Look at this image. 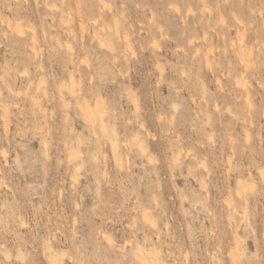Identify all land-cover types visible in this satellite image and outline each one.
Masks as SVG:
<instances>
[{"label":"rangeland","instance_id":"rangeland-1","mask_svg":"<svg viewBox=\"0 0 264 264\" xmlns=\"http://www.w3.org/2000/svg\"><path fill=\"white\" fill-rule=\"evenodd\" d=\"M3 105L0 264H49L47 242L64 264H140L144 242L168 264H234L235 233L236 264H264V0H0Z\"/></svg>","mask_w":264,"mask_h":264},{"label":"bare ground","instance_id":"bare-ground-1","mask_svg":"<svg viewBox=\"0 0 264 264\" xmlns=\"http://www.w3.org/2000/svg\"><path fill=\"white\" fill-rule=\"evenodd\" d=\"M189 12H191V10H189ZM192 13H194V11L192 10V12H191V14ZM194 15V14H193ZM238 19V18H237ZM238 21H240L241 22V20H239L238 19ZM83 25V24H82ZM17 31L19 32V33H23L22 32V28L20 27V25L18 26L17 25ZM84 29H83V26H82V31H83ZM35 39V38H34ZM125 40H126V43H127V45H129L130 44V41H129V38H128V36L126 35L125 36ZM100 44L102 45V46H108L107 48H110V50H113L112 49V47H110V45H108V43H106L104 40H102L101 39V41H100ZM65 46H66V48H67V50L69 49V50H72V45H71V43L70 42H68L67 44H65ZM105 47V48H106ZM241 48V47H240ZM241 49H244V48H241ZM240 49V53H239V56H240V61H245L246 60V58H247V60H248V57H246V58H244L245 57V52L246 51H244V52H242V50ZM251 50H252V48H250ZM34 50H35V48H34ZM245 50V49H244ZM208 53L210 52L209 50L207 51ZM208 53L206 54V55H208ZM243 53L245 54L244 55V57H243ZM249 55V54H248ZM247 56V55H246ZM250 60H248V63H250L249 62ZM247 62V61H246ZM246 62H244L243 63V65L244 66H248V65H250V64H248V65H246ZM210 63V60L208 61V64ZM242 65V64H241ZM242 65V66H243ZM159 66V65H158ZM243 66V68L245 69V67ZM249 67H251V66H249ZM159 68V67H158ZM162 68V67H161ZM160 68V70H161V72H162V69ZM246 70H248V68L246 69ZM244 71V70H243ZM74 72L73 71H70V76H68V77H70L69 78V80L71 79V82H72V84H74V83H76L77 81L76 80H74V79H76L74 76H75V73L73 74ZM244 74V73H243ZM244 79V82H245V78H243ZM75 81V82H74ZM243 82V83H244ZM247 83H248V81H247ZM71 84V86H69L70 84H68V88H70L71 89V91H72V93H74V88H75V86H73ZM240 84H242V82L240 83ZM246 84V83H245ZM77 85V84H76ZM243 85V84H242ZM247 85H249V84H247ZM244 86V85H243ZM74 87V88H73ZM238 87H240L239 85H238ZM61 88H62V86L60 87V90H61ZM242 88V87H241ZM244 88V87H243ZM248 88V86L245 88V90ZM65 90H68V89H65ZM47 92V91H46ZM250 91H248V90H246V93H245V101L248 103V105L249 106H252V100H251V95H250V93H249ZM62 93V92H61ZM71 93V94H72ZM77 93V92H76ZM47 94V93H46ZM45 94V95H46ZM70 94V93H69ZM74 95V94H73ZM36 97V96H35ZM133 98H132V101H134V99H137L136 98V96L135 95H133L132 96ZM135 97V98H134ZM38 98V97H37ZM32 99H34V98H32ZM60 99H61V105L63 106V107H65V108H67L68 107V105H69V101L65 98V97H63V95H61V97H60ZM135 102V101H134ZM137 102V101H136ZM34 103L35 104H37L38 105V113H40L41 115H45L46 116V114L47 113H45L46 111H45V108L43 107V105L41 104V101H40V103H39V100L37 101V100H34ZM101 103H103V101H101ZM100 103V101L99 102H97V104H101ZM86 104V103H85ZM135 104H138V103H135ZM87 105V104H86ZM86 105H84V103H83V105L81 104L79 107H80V109L82 110V112H83V114L85 115H83L84 117H85V120H86V123L87 124H89L91 127H92V129L94 128L95 129V126L97 125V120H96V118L94 117V114H93V112L90 110V108L88 107V106H86ZM70 106V105H69ZM217 106V105H216ZM0 108H2L3 109V116L4 117H2V118H5V116H7L8 114H7V112H8V107H7V105H3V106H1ZM136 109H137V105H136V107H135ZM135 109V110H136ZM107 109L106 108H103L102 109V111H101V115H103V117L105 116V115H107ZM6 119H8V117L6 118ZM64 120L66 121V120H68V115L66 114L65 116H64ZM128 120H130V119H128ZM5 121V120H4ZM7 122H9V120H6V123ZM134 121L132 120V123H133ZM4 123V122H3ZM10 123V122H9ZM130 123V121H128V124ZM8 124V123H7ZM131 124V123H130ZM139 124V123H138ZM143 124V123H142ZM142 124H139V126H142ZM5 126H6V124H4ZM4 126V127H5ZM102 126V125H101ZM8 127V126H7ZM6 127V128H7ZM143 127V128H142ZM142 127H140V128H142V130L145 128V124L142 126ZM6 128H4L5 130H6ZM9 128V127H8ZM102 128H103V126H102ZM44 129V128H43ZM146 129V128H145ZM147 130H148V128H147ZM247 131V130H246ZM6 132H8L7 130H6ZM96 132V131H95ZM148 133H149V131H147ZM147 133V134H148ZM7 134V133H6ZM96 134V133H95ZM150 134V133H149ZM246 134V133H245ZM247 134H248V131H247ZM104 137L102 136V139H103ZM46 139L47 138H45V141H46ZM101 139V140H102ZM106 139V138H105ZM61 140V139H60ZM66 140V139H65ZM101 140H99V141H101ZM48 141V140H47ZM46 141V142H47ZM50 141V140H49ZM63 141V140H62ZM62 141H61V144H63L62 143ZM67 141H68V139H67ZM66 141V142H67ZM103 141V140H102ZM101 141V143L103 144L104 142H102ZM105 141H108L107 139L105 140ZM66 142L64 141V143L66 144ZM69 142H71V140L69 141ZM122 142H124V141H122ZM122 142H120V143H122ZM128 145H130V142L128 143L127 142V140L125 141ZM123 143V147H125L124 145H126L127 146V144L126 143ZM73 143V142H72ZM80 143V142H79ZM106 143H108V142H106ZM105 143V144H106ZM120 143H118L117 144V148L119 149V144ZM46 144V143H45ZM48 144H50V143H48ZM69 144L70 143H68V146H69ZM109 144V143H108ZM58 145H59V148H60V142L58 143ZM73 145V144H72ZM72 145H71V147H72ZM78 145H80V144H78ZM121 146H122V144H120ZM136 145L138 146V148H139V150H140V152H144V151H148V149H146V146L144 145V143H143V141L142 140H140V139H136ZM46 146H47V144H46ZM45 146V147H46ZM64 146V149L66 148V150L68 151V153H70L68 156H70L71 157V155H74V154H76L77 155V153H80L79 152V149L77 150L78 152H76V153H74L75 152V150L73 151V152H71L72 150H73V148H72V150L71 151H69L68 149H67V145L65 146V145H63ZM101 146V145H100ZM104 146H107V144L106 145H104ZM103 146V147H104ZM120 146V147H121ZM50 147V145L48 146V149H51V148H49ZM62 147V146H61ZM70 147V146H69ZM68 147V148H69ZM70 147V148H71ZM108 147H109V145H108ZM128 147H130V146H128ZM58 148V149H59ZM78 148H79V146H78ZM106 148V147H105ZM5 149V148H4ZM63 149V147H62V151L64 150ZM3 150V148L1 149V151ZM60 150H61V148H60ZM101 150L103 151V149L101 148ZM107 151H109L108 150V148L106 149ZM3 151H5V150H3ZM47 151V150H46ZM149 152V151H148ZM147 152V154H149ZM47 153V152H46ZM48 153H49V151H48ZM47 153V154H48ZM104 153H105V150H104ZM146 153V152H145ZM180 152H177L175 155H173V161L174 162H178L179 160H180V154H179ZM1 154L4 156V152H1ZM7 154V153H6ZM50 154V153H49ZM107 154V153H106ZM126 154V153H125ZM128 154V153H127ZM142 154V153H141ZM76 155H74V156H76ZM102 155H104V154H102ZM143 155H145V154H143ZM151 154H149V156H150ZM47 156V155H46ZM49 157H50V155H48ZM79 156V155H78ZM6 157V156H5ZM70 157H68V160L67 161H69V158ZM105 157L107 158L108 156L107 155H105ZM125 157V158H124ZM126 157H128V155L127 156H123V157H121L120 155H115V163L117 162L119 165H120V167H121V165L123 164V162H124V165L123 166H125V164L127 163V162H125V160H126ZM152 157V156H151ZM72 158H73V156H72ZM72 158H70V159H72ZM77 159L78 157H74V159ZM94 158V159H93ZM92 159H93V161L95 160H98L99 158L97 157V156H94ZM104 158V157H103ZM105 158V159H106ZM74 159H72L73 161H74ZM75 159V160H76ZM104 159V161H106L107 159L109 160L108 161V164H110L111 165V161H110V159L109 158H107L106 160ZM128 159V158H127ZM229 159V158H228ZM5 160V159H4ZM7 160V159H6ZM149 160H150V162H151V158H149ZM154 160V159H153ZM231 160V159H230ZM77 161V160H76ZM100 161V160H99ZM98 161V162H99ZM126 161H128L129 162V160H126ZM75 162V161H74ZM74 162H72V161H70L69 163H71V164H69L70 166L69 167H73V166H75L76 165V163H75V165H73L72 163H74ZM173 162V163H174ZM180 162V161H179ZM179 162H178V166H179ZM68 163V162H67ZM96 163V165H97V162H95ZM181 163V162H180ZM80 163L78 162V165H79ZM82 164V163H81ZM81 164H80V168H81ZM104 164H106V163H104ZM128 164V163H127ZM229 164H230V162H229ZM68 165V164H67ZM71 165H73V166H71ZM100 165V164H99ZM117 165V164H116ZM129 165V164H128ZM181 165V164H180ZM106 166V165H105ZM105 166H103V168H105L106 170L105 171H108V169L107 168H109V167H105ZM175 166H176V164H175ZM77 167V165L74 167L75 169H77L76 168ZM117 167V166H116ZM119 167V166H118ZM117 167V168H118ZM128 168V166H125L124 168H123V170L125 169V168ZM204 167H206V166H204ZM73 168V169H74ZM80 168H78V169H80ZM122 168V167H121ZM73 169H72V171H73ZM82 169V168H81ZM119 169V168H118ZM117 169V170H118ZM205 170H207L206 168H204ZM203 169V170H204ZM126 170V169H125ZM128 170V169H127ZM191 170V169H190ZM204 170V171H205ZM230 170V169H229ZM228 170V171H229ZM76 171V170H75ZM104 171V170H103ZM104 171V172H105ZM120 171V170H119ZM249 172H251V170L249 169L248 170ZM104 172H103V175H104V177H106V175L107 176H109L108 175V173L106 174V172H105V174H104ZM109 172V171H108ZM191 172V171H190ZM227 172V171H226ZM192 173V172H191ZM228 173V172H227ZM259 173H260V176H261V179H262V182H264V170H263V168H261L260 169V171H259ZM72 174H73V176L71 177V178H73V181L75 180H77L78 179V174H77V172L76 173H73L72 172ZM71 174V175H72ZM110 174V173H109ZM229 174V173H228ZM249 177H251V174H249ZM248 177V178H249ZM107 179V178H106ZM250 179V178H249ZM72 180V179H71ZM108 180V179H107ZM202 180V179H201ZM78 181V180H77ZM203 182H205V181H203ZM244 183H242V181H240V183H239V186H238V190H237V194H238V197H243L244 199H245V195H244V189L246 188V187H248V186H251V187H253V184H251L249 181H248V179H246L245 181H243ZM74 184V183H73ZM203 185H204V187H205V183H203ZM204 187H202V188H204ZM205 189V188H204ZM226 207H228V209L229 210H234V207H232V202H231V200L228 198H226ZM224 203H225V201H224ZM76 204H78V203H76ZM134 207V206H133ZM132 207V208H133ZM155 207H157V205L155 206ZM135 208V207H134ZM133 208V209H134ZM148 208V207H147ZM146 208V210L144 209V212H143V217L145 218V221L147 220V221H149L151 224H150V227H152L151 225L153 224V225H155L156 224V220L158 219L157 217H155V216H153L150 212H149V209H147ZM135 210V209H134ZM148 210V211H147ZM153 210H154V208H153ZM151 212H152V209H151ZM154 213V212H153ZM157 218V219H156ZM110 220V219H109ZM112 220V219H111ZM74 221H75V218H74ZM149 222H147L148 224H149ZM26 223V222H25ZM24 223V224H25ZM134 223V222H133ZM135 224V223H134ZM134 224H132L133 226H134ZM74 225V224H73ZM113 226H114V224H112ZM131 225V224H130ZM129 226V225H128ZM101 227H102V225H101ZM154 227V226H153ZM152 227V228H153ZM155 227H157V224L155 225ZM154 227V228H155ZM131 228V227H130ZM105 228H103V230H104ZM132 229V228H131ZM156 229V228H155ZM106 230V229H105ZM254 232V231H253ZM74 233V232H73ZM102 236L104 237V239H105V242L107 243V245L108 246H110V247H115V245H117L116 243L117 242H115V241H117L116 240V238L114 237V234L112 233H110L109 231H104V232H102ZM56 235V234H55ZM159 235V234H158ZM54 237V236H53ZM115 238V239H114ZM151 238V237H150ZM149 238V239H150ZM158 238V237H157ZM160 238V237H159ZM161 239V238H160ZM132 240V239H131ZM156 240V239H155ZM158 240V239H157ZM162 240V239H161ZM148 241V240H147ZM152 241V240H151ZM119 242V241H118ZM126 242H128V240L126 241ZM125 242V243H126ZM150 242V241H149ZM235 242H236V247H235V249L234 250H232L231 251V256H232V260H233V262H234V264H236L237 263V257H238V255L240 254V252H239V245H240V240H239V236H238V234H236L235 233ZM131 243H132V241H131ZM130 243V244H131ZM160 243V242H159ZM158 242H157V244H159ZM120 244V243H119ZM123 245H125L124 243H123ZM122 245V248L123 247H125V246H123ZM163 245V244H162ZM159 246V247H158ZM155 245L154 243H152V244H148V243H146V242H144V244L143 245H139V244H137L135 247L137 248V250L135 251V257L138 259V261H140V264H168L165 260H164V254H163V256H162V253H161V246L160 245ZM53 246H52V244L50 243V242H47V243H45V250H46V257L48 258V261H49V264H64V256L66 255V252L65 251H62V252H60L59 254H57L54 250L55 249H53V250H51V248H52ZM119 247V246H118ZM161 248V249H160ZM167 248V247H166ZM44 249V248H43ZM124 249V248H123ZM164 249H162V251H163ZM166 250H168V252L167 253H169V248H167ZM43 253H44V251H43ZM166 255V254H165ZM168 255V254H167ZM169 264H171V263H169Z\"/></svg>","mask_w":264,"mask_h":264}]
</instances>
